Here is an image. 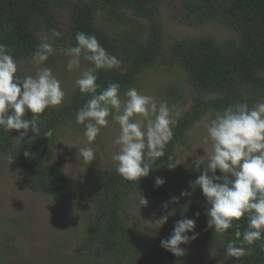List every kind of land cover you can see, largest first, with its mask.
<instances>
[{"label": "trees", "instance_id": "1", "mask_svg": "<svg viewBox=\"0 0 264 264\" xmlns=\"http://www.w3.org/2000/svg\"><path fill=\"white\" fill-rule=\"evenodd\" d=\"M161 3L0 0L3 60L53 67L48 46H54L70 48L87 65L79 84L56 105L50 104L47 87L9 72L18 101L0 113V157L28 191L77 210L71 236L79 244L66 258L70 264H182L169 239L130 225L125 213L131 196L200 228L222 264H264V167L235 174L208 160L186 168L173 163L175 149L186 144V133L207 112L235 118L241 132L259 137L254 105L264 98V0H180V13L190 24L216 23L232 37H194L167 47ZM55 5L67 13L65 25L55 16ZM155 63L182 73L193 95L191 107L117 168L80 180L53 167L63 129L96 137L91 115L110 112L117 95ZM181 93L179 85H171L164 94L172 100Z\"/></svg>", "mask_w": 264, "mask_h": 264}, {"label": "rangeland", "instance_id": "2", "mask_svg": "<svg viewBox=\"0 0 264 264\" xmlns=\"http://www.w3.org/2000/svg\"><path fill=\"white\" fill-rule=\"evenodd\" d=\"M180 0H162L160 18L164 46L188 38L212 37L218 41L232 34L216 23L190 24L179 10ZM65 25L67 13L53 8ZM48 46L46 37H42ZM56 59L53 67L37 61H5L0 57V113L18 101L9 72L14 70L29 82L50 92V104L61 102L81 81L87 65L70 48L48 46ZM180 86L181 97L169 99V86ZM190 86L182 73L155 63L128 90L118 94L110 112L96 110V137L65 128L58 139L51 164L71 177L83 180L93 172L117 168L127 158L145 149L153 133L181 116L192 105ZM260 135L251 138L238 128L237 119L207 112L186 133V144L174 151L173 163L186 168L195 162L212 161L226 172L248 174L264 167V98L254 105ZM75 208L32 193L23 187L21 176L0 157V264H70L66 261L79 244L72 237ZM130 225L150 235L169 239L181 254L182 264H222V259L204 238L200 228L183 223L171 214L156 211L129 198L125 213ZM9 240L5 243V238ZM66 244L62 247V243ZM63 261V262H62Z\"/></svg>", "mask_w": 264, "mask_h": 264}]
</instances>
